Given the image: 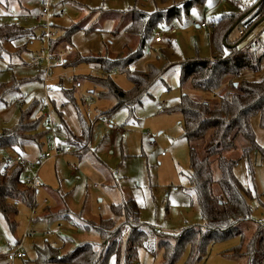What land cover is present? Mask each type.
<instances>
[{
	"label": "rangeland",
	"instance_id": "rangeland-1",
	"mask_svg": "<svg viewBox=\"0 0 264 264\" xmlns=\"http://www.w3.org/2000/svg\"><path fill=\"white\" fill-rule=\"evenodd\" d=\"M35 1H39L38 4ZM181 1L185 0H52L49 24L53 40L63 37L66 31L80 28L66 50L63 45L59 47V53L71 51L73 58H113L123 52L126 45L136 43L121 29V15L130 11L153 13L180 5ZM40 2L26 1L25 7L34 14ZM257 2L205 0L181 19L160 25L157 33L162 32V41L158 43L154 38L133 66L144 72L154 66L162 70L160 79L148 88L134 113L123 108L112 115L107 113L113 110L117 101L100 95L99 88L88 80L89 76H102L100 67L86 63L58 66L52 70L47 79L51 100L49 111L44 104L47 98L44 72L32 62L34 57L42 56L43 51L48 55V40L42 41L40 24L32 18L26 21L21 18L20 24L32 29L33 34L4 44L5 53L0 57V88L12 85L16 88L7 95L4 103H0V131L15 127L21 112L39 103L36 115L42 117L41 130L48 129L46 116L50 112L56 143L61 148L70 147L72 152L50 157L38 166L42 187L36 191L37 207L17 205L15 231L10 230L0 214V264H5L3 255L8 245L19 248L27 256L17 259L14 264H35L37 248L45 245L61 248L67 237L76 242L99 240L95 233L83 234L65 220L42 218L45 210L51 207H63L82 220L98 223L113 218V204L133 200L141 209V222L160 232L177 234L186 228L203 225L199 206L190 190V150L184 137L183 118L179 112H168L179 105L184 93L180 87L181 63L194 58L209 59L214 52L211 41L214 23ZM21 13L19 7L15 9L5 2L0 3V18L4 22H11V16L21 17ZM202 23L208 28H202ZM170 29L174 33H169ZM235 37L237 30L231 35V38ZM257 38L264 41V22L247 37L243 46L256 43ZM112 78L123 90L132 88L131 82L119 72H113ZM243 79L263 80L264 64L259 72L245 71ZM75 80L82 88H75ZM72 90L75 102L67 103L64 92ZM186 92L194 99L209 103L226 94L225 89L216 94L191 89ZM81 118L91 127L89 144L79 150L82 157L77 155L74 145L69 144L65 128L67 125L74 134H80ZM251 126L257 143L263 145L264 128L260 126V117L253 118ZM247 146V142L239 138L237 148L227 152L225 157L238 160L235 175L253 193V199L249 201L253 209L252 220L264 225V161L257 154L242 158ZM41 149L43 145L31 143L18 152L0 150V168H5L6 160L17 154L37 162ZM253 230L252 225L250 232ZM239 244V238L215 244L199 264H245L243 258L225 255ZM187 256L186 253L177 264H184ZM139 257L140 264L160 263L158 257L154 259L144 251H140ZM110 264H117V261L112 259Z\"/></svg>",
	"mask_w": 264,
	"mask_h": 264
},
{
	"label": "trees",
	"instance_id": "trees-1",
	"mask_svg": "<svg viewBox=\"0 0 264 264\" xmlns=\"http://www.w3.org/2000/svg\"><path fill=\"white\" fill-rule=\"evenodd\" d=\"M24 1L0 0V3L5 2L10 7L22 6ZM204 1L185 0L180 5L158 9L153 13L125 12L121 15V29L136 40L134 45H126L124 51L113 58H73L71 53L63 66L81 63L99 66L102 76H89L88 80L99 88L103 98L112 97L117 101L107 115L123 108L134 113V108L141 104L148 88L160 79L162 70L151 66L144 72L133 69V66L156 38L160 25L181 19L192 7ZM262 22L264 0L221 17L214 23L211 38L213 57L194 58L181 63L180 87L184 93L179 105L168 113L179 112L183 118L184 137L190 150V190L199 206L203 225L186 228L177 234L160 232L141 222V209L133 200L113 204V218L98 223L82 220L63 207H51L45 210L42 218L65 220L83 234L95 233L99 240L76 242L67 237L61 248L45 245L36 249L35 264H110L112 259L117 264H140V251L154 259L158 257L159 264H177L186 253L188 256L184 264H199L209 255L213 245L234 238H239L240 244L225 252L226 256L243 258L245 264H264V225L252 220L253 209L249 201L253 199V193L235 175L238 160L225 157L227 152L237 148V140L242 138L248 144L242 158L257 154L264 161V144L257 143L251 126L253 118L258 116L260 126L264 128V79H243L245 71L259 72L264 64L263 40L257 38L256 43L243 46L247 37ZM79 29L75 27L66 31L63 37L52 40V55L59 54L61 45L66 50ZM236 30L237 37L231 38ZM32 34V29L24 28L12 16L11 22H4L0 18V57L5 53L6 42L31 37ZM113 72L125 76L132 88L123 90L112 78ZM15 88V85L1 87L0 103H4ZM187 89L207 94H216L225 89L226 94L216 102L209 103L194 99L186 92ZM64 96L67 103L75 102L73 90L65 91ZM38 104L34 103L28 110L22 111L15 127L0 131V150L18 152L31 143L43 145V149H46L45 139L49 133L41 130L42 117L36 115ZM80 123V135L64 125L69 144L74 145L77 155L82 157L79 150L89 144L91 127L82 118ZM20 203L33 209L37 207L36 192L24 181L23 167L17 164L0 168V214L11 231L17 227V205ZM252 225L254 230L250 232Z\"/></svg>",
	"mask_w": 264,
	"mask_h": 264
},
{
	"label": "built area",
	"instance_id": "built-area-1",
	"mask_svg": "<svg viewBox=\"0 0 264 264\" xmlns=\"http://www.w3.org/2000/svg\"><path fill=\"white\" fill-rule=\"evenodd\" d=\"M51 5H52V0H41L39 9L36 13L23 17L13 16V20L15 22H21V18H23L24 21L28 20L29 18H32L36 23L40 24V27L43 29L42 41L46 39L48 40V55H45V51H43L42 56L34 57L32 62L36 67L42 69L44 72L43 82L45 86V93L47 96L44 104L45 106L49 107V111H50L51 100L49 98L50 91L47 84V79L50 76L52 70L55 67L63 66L66 62L67 57L71 54V51H68L67 54L59 53L56 56L52 55L51 53V45L53 40V34L51 33V25L49 24V12ZM201 27L208 28V25L206 23H202ZM168 32L174 33L173 29L168 30ZM162 35H163L162 32L157 33L155 41L160 43L162 41L161 39ZM75 87L79 89L81 87V83L76 82ZM50 116L51 113L49 112L46 116L48 119L47 131L49 133L47 138L45 139L46 149L41 152L37 162L29 161L21 155H17L15 158H9L5 162L7 167L20 164L23 167L24 181L35 192L37 191V189H40L42 187L37 172L38 166L41 165L44 161H46L50 157L64 156L69 152H72V149L70 147L61 148L56 143L55 138L53 137L55 124L53 121H51ZM74 170L77 171L78 169L75 167ZM26 258L27 256L24 252H22L19 248L13 247L11 245H8L7 252L3 255V260L5 261V264H14V262L17 259H26Z\"/></svg>",
	"mask_w": 264,
	"mask_h": 264
},
{
	"label": "crops",
	"instance_id": "crops-1",
	"mask_svg": "<svg viewBox=\"0 0 264 264\" xmlns=\"http://www.w3.org/2000/svg\"><path fill=\"white\" fill-rule=\"evenodd\" d=\"M26 1H29V0H25L24 2H23V4H21L22 6H19V5H13L14 7H15V9H16V7L18 8L19 7V9H20V11H22V13L20 14L21 15V17H23V16H27L26 14H28V15H32V14H30L31 12H29V10H27L26 9V7H25V5H26ZM38 2L39 1H35V4L37 3L38 4ZM12 13H14L13 11H12ZM213 54H214V52H213ZM213 54L211 55V57H213ZM210 57V58H211ZM80 88H82V87H80ZM76 135H80L79 133L78 134H76Z\"/></svg>",
	"mask_w": 264,
	"mask_h": 264
}]
</instances>
